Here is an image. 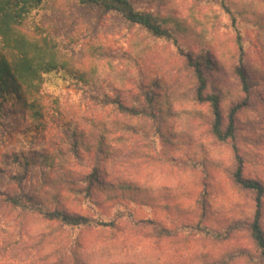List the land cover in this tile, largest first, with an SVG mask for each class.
<instances>
[{"label":"rangeland","instance_id":"374dc122","mask_svg":"<svg viewBox=\"0 0 264 264\" xmlns=\"http://www.w3.org/2000/svg\"><path fill=\"white\" fill-rule=\"evenodd\" d=\"M223 2L234 13L243 35V64L250 86L247 107L236 118V140L226 144L212 137L211 111L207 105L193 101V73L169 42L153 38L146 30L133 27L114 14L100 15L73 1L57 7L48 4L31 16L37 23L49 19L50 27L54 22L56 27L50 34L61 52L71 60H82L89 75L97 71L116 75L115 70L128 69L126 84L118 91L119 81L109 89L105 87L110 80L101 83L104 93L112 96L105 106L101 102L96 105L90 99L94 93L72 85L64 72L45 77L41 96L47 105L61 99L68 108L81 106V113L95 115L105 130L108 123L112 124L114 135L103 140L105 146L112 147L114 156L109 163L104 162L113 169L110 180L149 188L154 202L132 205L134 221H157L168 235L149 239L139 231L119 234L94 229L86 234L87 245L80 251V261L73 264H206L224 260L229 253L253 250L243 225L254 218L256 195L241 190L233 181L238 165L234 146L244 160V176L264 185V0H170L169 5L153 8L141 4L162 18L176 20L186 32H178L181 46L194 58L212 63V69L207 70L210 91L221 94L222 108L229 113L246 101V95L236 74L240 49L233 16L222 8ZM90 43L93 44L81 53ZM155 84L164 89H153ZM172 84L183 85L178 91L173 88L179 96L178 103L168 108L172 115L165 122L156 121L149 94H164ZM119 105L130 111L135 109L138 117L131 119L121 113ZM18 110L19 114L24 113L21 108ZM52 110L44 127L31 133L32 137L26 135L28 122L18 123L17 115L6 120V133L0 132L2 190L18 188V176L29 187L45 172L44 165L35 162L36 154L48 156L61 149L55 144L63 147L62 131L50 124ZM66 116L71 117L70 113ZM97 150L100 156L104 154L99 145ZM91 169L87 163L75 171L86 176ZM199 220L201 227L196 224ZM27 224L36 234L50 227L37 218ZM238 224L242 226L230 235L229 229ZM5 226L17 231L13 233L12 227ZM17 232L18 214L1 210L0 264H55L51 244L37 246L32 253H20L18 242L15 245ZM66 232L72 237L80 233ZM223 264L247 263L240 259Z\"/></svg>","mask_w":264,"mask_h":264},{"label":"trees","instance_id":"16d2710c","mask_svg":"<svg viewBox=\"0 0 264 264\" xmlns=\"http://www.w3.org/2000/svg\"><path fill=\"white\" fill-rule=\"evenodd\" d=\"M70 1L77 2L81 8L95 10L100 15L114 14L133 27L146 30L153 38L167 41L174 46L193 73L195 85L193 101L196 104L207 105L211 111V135L219 143L226 144L236 140V118L247 107L250 97L249 74L243 64V57L246 54L243 35L237 18L225 2L222 3V8L233 16V30L240 49V66L236 74L246 95V101L234 106L229 113L222 108L221 94L210 91L211 80L207 76V70L212 69V63L205 58H194L193 53L181 46V35L178 32L185 31L181 29L179 23H175L176 20L170 17L162 18L145 9L141 4L145 3L144 5L153 8L169 5L170 0H139V2L138 0H0V132L6 133V120L17 115L18 123L28 122L26 135L33 134L34 131L44 127L43 123L53 109L54 116H51L50 124L59 127L64 136L63 147L55 144L56 148L61 149L48 156L36 154L35 162L43 164L45 168L40 179L33 180L30 186L26 187L23 178L18 176V188L13 190L0 188V211L3 210L10 215L18 214L15 245L18 242L20 253L29 250L32 253L37 246L51 244L57 260L55 264L78 263L80 251L87 245L86 234L94 229L119 234L139 231L149 239L168 237L166 230L157 221H134L135 213L131 208L132 205L144 206L146 202H154L149 188L140 183L133 187L123 182L121 184V181L117 183L110 180L113 169L108 168V164L104 162L109 163L114 156L112 147L105 146L103 140L107 135V140L114 135L112 124L108 123L105 130L95 115L88 116V113L83 115L81 106L72 105L68 108L61 99H55L51 101V105H47L41 96L45 77L64 72L72 85L94 93L90 99L96 101L98 103L96 105L101 102L105 106L112 96L104 93L101 83L110 80L109 86L105 87L109 89L115 81H119L118 91L126 84L128 78L127 68L121 71L115 70L116 75L105 74L104 71L89 75L87 68L81 63L82 60H71L61 52L52 33L50 34V31L56 27L54 22H51L52 27H50L49 19L40 23L31 20L34 13L48 4L57 7L66 5ZM91 44L93 43L88 44L81 53H85ZM128 63L129 60L126 61L127 65ZM167 87L168 90L164 94L148 93L150 100L153 101L152 110L156 121L161 119L165 122L172 115L168 108H174L178 103L179 96L176 92L183 88V85L172 84ZM153 89L162 90L164 86L155 84ZM119 106V111L129 118L138 117L134 114L135 109L130 111L131 109L124 108L123 105ZM18 108L24 111L22 115L18 113ZM69 113L70 118L66 116ZM100 130L104 131L101 135ZM32 134L29 137H32ZM98 145L104 153L102 156L97 150ZM66 146H69L68 149ZM234 151L238 165L233 174V181L241 190L254 192L256 195L254 218L250 223L243 225V228L249 232L253 250L229 253L224 260L217 262L210 260L206 264H223L240 259H244L247 264H264V185L244 176V160L239 155L237 146H234ZM93 153L95 156H92ZM87 163L92 169L86 176L75 171L79 167L83 168ZM2 181L0 178V182ZM174 209L178 213L183 211L179 206H175ZM34 217L50 227L45 229L46 231L32 233L29 227L27 228V222L35 219ZM201 217L203 219L204 216ZM201 222L200 220L196 222L198 227H201ZM240 226L242 225L238 224L229 229V234L231 235ZM11 227L13 233L17 231L13 226H5L9 229ZM66 231H80V233L72 237ZM31 241H34V244ZM25 257L26 260L31 259H28L29 256H23Z\"/></svg>","mask_w":264,"mask_h":264}]
</instances>
